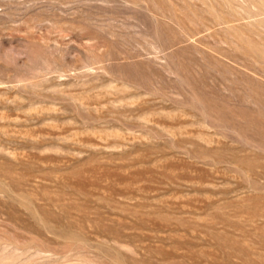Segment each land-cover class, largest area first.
<instances>
[{"label": "rangeland", "instance_id": "1", "mask_svg": "<svg viewBox=\"0 0 264 264\" xmlns=\"http://www.w3.org/2000/svg\"><path fill=\"white\" fill-rule=\"evenodd\" d=\"M0 264H264V0H0Z\"/></svg>", "mask_w": 264, "mask_h": 264}]
</instances>
